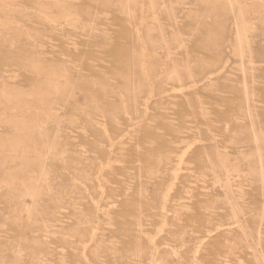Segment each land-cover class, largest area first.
I'll return each mask as SVG.
<instances>
[{"label":"rangeland","instance_id":"obj_1","mask_svg":"<svg viewBox=\"0 0 264 264\" xmlns=\"http://www.w3.org/2000/svg\"><path fill=\"white\" fill-rule=\"evenodd\" d=\"M0 264H264V0H0Z\"/></svg>","mask_w":264,"mask_h":264}]
</instances>
